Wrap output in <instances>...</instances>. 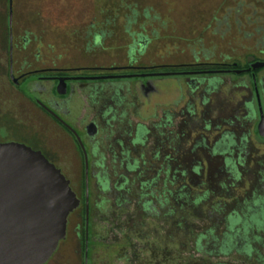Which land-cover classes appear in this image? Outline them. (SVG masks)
Listing matches in <instances>:
<instances>
[{"label":"flooded vegetation","instance_id":"flooded-vegetation-1","mask_svg":"<svg viewBox=\"0 0 264 264\" xmlns=\"http://www.w3.org/2000/svg\"><path fill=\"white\" fill-rule=\"evenodd\" d=\"M227 16H224L225 19ZM235 17L234 28L239 36L238 44L241 48L249 49L239 58L226 56L223 61L209 62L199 61L195 57L193 62L187 63L158 62L143 65L138 63L136 55L143 54L149 42L148 37L142 32H133L131 36L130 28H123V32L132 37L126 63L114 61L98 64L96 60L93 62L90 59L88 63L67 62L68 64L21 70L17 75L14 66L13 28L9 27L5 51L8 56L5 58L7 66L0 73V85L10 93V112L17 109L18 98L23 101L21 104L29 112V127L34 130L30 131L28 137L15 136L1 139L0 142L24 143L39 150L67 179L68 176L83 178V198L78 195L69 179L80 203L68 216L66 236L69 218L74 212H78L79 219L84 216L85 230V176L88 177L89 186L91 178L95 180L101 194L115 191L114 203L119 207L116 203L119 191L115 185L120 180L112 184L110 171L103 167V156L99 153L96 139L101 131V122L111 126L114 121L122 118L126 96L121 83L132 80L134 91L138 94L136 107L150 104L154 111L161 110L159 122L153 126L156 146L149 158H145L144 153L151 131L146 123L137 121L131 124L128 120L126 126L129 128L116 141L121 150L115 154L121 155L122 171L119 176L122 181L125 179L124 187L128 192L129 201L126 205L132 202V182L137 181L135 188H138V193L135 197L139 212L145 214L138 199L141 181L146 179L142 175L149 170L145 167L147 163L151 162V165L156 166L151 170L153 173L150 177L165 178L163 185L167 184V177H170L172 191L177 186L175 181L178 174L197 177L202 189L209 193L207 219L212 221V225L221 227L220 231L215 229L214 238L208 235L204 243L205 249L197 252L208 257H230L235 254L245 263L264 264V147L261 152L255 146L257 138L263 141L264 146V136L260 135L258 129L261 117L264 119V66L255 69L252 67L255 62H264V0H238ZM226 26L230 28L229 25ZM83 30L80 32L86 33L88 52L101 44L108 32L106 28ZM242 43L247 46L241 45ZM230 75L239 77V91L244 98L233 108L230 116L219 113L213 117L208 107L209 93L221 87L223 76ZM214 76H218L217 81L210 82L209 79ZM177 78H185L184 84L190 93V100L180 111L173 108L177 102H172L173 88L180 85ZM7 85L9 88H6ZM197 91L200 92V105L202 108L204 106L200 111V121L197 119V102L193 97V93ZM91 113L93 114L89 118ZM2 116L5 118L3 122L15 125L8 113ZM177 116H180V121L178 128L173 130L171 127ZM166 127L168 130L164 129ZM194 132H197L196 136L186 145L184 141L190 140ZM126 143L129 148L127 145L123 146ZM132 150L136 151L134 155ZM184 161L187 168L180 169L179 173L178 164ZM249 162H252L254 169L248 168ZM247 174L249 179H246ZM105 179L109 182L107 188H104ZM245 180L249 184L245 195L237 196L235 191L242 187L241 183ZM220 195L233 202L214 201L213 198ZM102 202L97 204L99 208ZM215 204L219 208L215 209ZM173 209L174 213L171 215L160 213V216L173 218L177 213L176 208ZM90 215L89 187V225ZM173 221L176 229L178 217ZM229 244L232 245L231 249H227ZM201 264L211 262L208 258L207 262Z\"/></svg>","mask_w":264,"mask_h":264},{"label":"rangeland","instance_id":"rangeland-1","mask_svg":"<svg viewBox=\"0 0 264 264\" xmlns=\"http://www.w3.org/2000/svg\"><path fill=\"white\" fill-rule=\"evenodd\" d=\"M237 4L238 0H11L15 74L21 70L60 63H88L95 62L94 60L98 64L114 61L126 63L133 32H142L149 39L143 54L136 55L138 63L143 65L158 62L187 63L193 62L195 57L199 61L209 62L223 61L226 56L239 58L249 49L241 48L238 44L239 36L234 28ZM9 8V0H0V73L7 66L5 58L8 56L5 51L9 39ZM133 9L139 14L136 22L130 25V36L123 32V28H126L127 19L131 17ZM225 15H228L227 19ZM83 28H106L108 32L103 42L88 52L86 33L80 32ZM241 45L247 46L244 43ZM217 78L218 76H214L209 80L217 81ZM222 78L221 87L209 93L208 107L213 117L219 113L230 116L233 108L244 98L239 91V77L230 75ZM177 79L180 85L173 88L172 102H177L173 108L180 111L190 100V93L184 84L185 78ZM133 82L128 80L121 83L126 96L122 115L124 119L114 121L111 126L101 122V131L96 139L99 153L103 156V167L110 171L113 185L116 181H121L119 174L122 171L121 155L115 156L121 151L116 141L129 128L126 126L128 120L131 124L142 121L151 128L144 150L145 158L150 157L156 146L153 126L159 122L161 109L154 111L150 104L136 107L138 94L134 91ZM198 91L193 93V97L197 102V119L200 121V111L204 106L202 108L200 105ZM9 95L8 89H3L0 85V140L15 136L28 137L30 131L34 130L28 124L29 112L21 104L23 101L20 98L17 109L10 112ZM2 113H8L15 125L3 122L5 118ZM175 119L171 127L173 130L178 128L180 116ZM164 129L168 130L167 127ZM196 133H192L191 139L184 143L189 145ZM255 143L261 151L264 147L263 141L257 138ZM125 145L129 148L128 143L123 146ZM131 153L134 155L136 151L132 150ZM251 163H248V168L254 169ZM150 165L151 162L146 164L145 167L149 170L142 175L143 178L152 175L151 170L156 166ZM68 178L78 195L83 198V178ZM164 179L160 180L161 185ZM246 179H249L248 174ZM136 182H132V202L121 209L114 203L115 191L101 194L95 180L91 178L87 264H201L207 262L208 258L211 264H249L235 254L230 257H208L194 249V234L212 226V221L207 219V201L204 206L201 205L195 210L178 211L171 219L166 216L141 214L135 197ZM241 185L235 191L237 196L245 195L248 180ZM213 199L233 202L221 195ZM99 202H102L100 208L97 206ZM177 214L186 219L182 220V226H176L175 229L173 220ZM216 229L220 231L221 227L217 226ZM83 232L84 216L79 219L78 212H74L69 218L65 240L45 264H84L85 253L81 237Z\"/></svg>","mask_w":264,"mask_h":264},{"label":"water","instance_id":"water-1","mask_svg":"<svg viewBox=\"0 0 264 264\" xmlns=\"http://www.w3.org/2000/svg\"><path fill=\"white\" fill-rule=\"evenodd\" d=\"M9 27L12 28L11 0ZM264 66L255 62L252 67ZM61 83L58 85L60 91ZM264 136V119L258 124ZM80 199L69 179L39 150L0 142V264H45L66 236ZM85 250L88 258L89 181L85 176Z\"/></svg>","mask_w":264,"mask_h":264},{"label":"trees","instance_id":"trees-1","mask_svg":"<svg viewBox=\"0 0 264 264\" xmlns=\"http://www.w3.org/2000/svg\"><path fill=\"white\" fill-rule=\"evenodd\" d=\"M132 11L133 13L131 17L127 19L126 28H130V25L136 22L137 15L139 14L136 9H133ZM186 168L187 166L185 161L182 163L179 162L178 164L179 173H180V169H186ZM160 179L161 178H159V176H152L141 181V188L139 189L141 190L139 192L140 198L138 199V201H141L142 203L141 210L145 211V214L160 216L161 213L162 215L169 216L171 215L172 212L174 213L173 208H176L177 210L176 212L190 211V209L195 210L201 207V205L204 206V203H206L207 201V195L209 193L202 189V187L200 186L201 183L197 182L198 179L197 177L186 176L184 173L178 174L175 181V184L177 186L174 191H172L170 188L169 176L167 177V181H168L166 182L167 184L161 185ZM108 183L109 182L107 181V179H105L104 188L108 187ZM125 184L126 181L124 179L123 181L121 180L119 184L117 183L115 185L116 189L119 191L118 196L116 198V203L117 205H119L121 209L122 208L124 209L127 202L129 201L127 194L128 192L125 190L124 187ZM135 189L136 191L138 190V188ZM136 193H138V191ZM210 193L215 194V192H210ZM217 208L219 207L217 204H215V209ZM177 217H178L177 226H182L183 225L182 220L186 219V217L179 215ZM89 227H88V238H89ZM216 227L217 224H214L209 228L208 227L204 228L202 231L196 232L194 234L192 243L196 251H202V249H205V244H204L205 239L208 237V235H210L211 238L215 237L214 231ZM230 229L232 228L230 227ZM81 237L83 239V246H84L83 249L85 250V230L81 234ZM88 245H89V240H88ZM228 247L229 248L227 249H231L232 245L229 244Z\"/></svg>","mask_w":264,"mask_h":264}]
</instances>
